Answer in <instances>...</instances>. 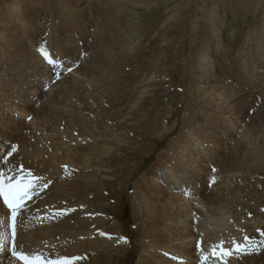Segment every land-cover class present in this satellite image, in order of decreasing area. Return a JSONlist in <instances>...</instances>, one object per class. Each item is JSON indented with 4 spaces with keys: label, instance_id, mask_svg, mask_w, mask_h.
<instances>
[{
    "label": "rangeland",
    "instance_id": "374dc122",
    "mask_svg": "<svg viewBox=\"0 0 264 264\" xmlns=\"http://www.w3.org/2000/svg\"><path fill=\"white\" fill-rule=\"evenodd\" d=\"M0 20V41L9 45L19 35L30 59L34 56L46 75L52 71L51 82L45 80L41 88L61 94L54 106L46 105L51 117L41 120L18 111V104L6 105L0 93L1 105L11 109L8 115L19 119L21 133L32 135L21 149L11 143L2 162L14 154L43 161L59 149L62 162L92 185L79 200L89 203L64 201L69 209L84 206L90 223L83 227L74 222L76 233L65 237L67 241L78 235L89 243L84 259L75 264H147L145 256L154 264H168L164 250L152 248L143 254L145 226L158 213L154 205L138 200L146 194L136 189L164 158L196 171L207 186L206 196L222 200L220 207L212 208L193 195L186 200L182 194L183 199L179 189L172 192L213 215L204 227L210 237L201 233L185 244L195 247V242L210 243L211 237L229 239L241 233L244 241L256 244L251 252L258 261H243L247 256L234 252L228 264H264V243L254 240L264 233V0H0ZM55 41H72L75 47L59 49L63 58L53 57L59 64H43L35 48H48L54 55ZM8 52L6 57L11 56ZM68 82L76 84L74 91L68 90ZM67 92L71 99L65 98ZM4 111L0 114L7 115ZM40 135L53 148L35 157ZM76 145L100 150L98 165L76 162ZM180 148H186L181 159L175 155ZM208 153L229 157L235 168L218 170L212 160L214 168L201 171L205 165H199L200 157ZM188 155L197 157V163L191 164ZM162 176L155 178L159 184L147 186L159 187ZM40 188L46 190L47 185ZM159 224H154V234ZM34 242L28 240L29 245ZM73 255L78 256H62H72L69 264Z\"/></svg>",
    "mask_w": 264,
    "mask_h": 264
},
{
    "label": "bare ground",
    "instance_id": "6f19581e",
    "mask_svg": "<svg viewBox=\"0 0 264 264\" xmlns=\"http://www.w3.org/2000/svg\"><path fill=\"white\" fill-rule=\"evenodd\" d=\"M54 27L55 25H53L52 28L54 29ZM59 30L62 29L60 28ZM2 31L3 29H0V34H2ZM19 38L20 37L18 35L17 41L15 40L16 42L10 43L9 45H5V43L0 41V57H4V60L0 59V93L2 92L5 97L3 103H6V105L9 104L11 108L18 104L20 105L18 111L22 113L29 111L38 117V119L41 118V120L44 118H50V111H46V107L49 104H56L59 98H61V94L58 91L48 93L41 88V85L45 80H47L48 83L51 82L50 80L53 78L52 71L49 75H46L44 73L45 69L38 66L37 59L34 56L30 59L27 55L26 52L28 48L23 47L25 45H22ZM78 40H80V38H78ZM55 44H57V49L54 55L51 54V51H49L48 48L43 47V49H45L51 57L55 56L58 59L63 58V56L59 53V49L66 47L68 50L69 46L71 48L75 47L72 41L67 45H63V42L58 45L59 41ZM7 46L14 48L13 51H6L7 49L5 47ZM35 49V56L38 54L40 57L39 59H41L43 64L48 63V60L44 57L41 50H39L40 48ZM7 52L11 55L10 57L5 56ZM29 54L34 55V52H30ZM4 69H7L8 71V77L6 76L7 78L3 77V73L5 72ZM68 83V90L70 89L74 91L76 84L74 82ZM71 96L72 93L67 92L65 98H70ZM76 98L74 97V99ZM3 105L4 104L1 105L0 103V113L5 110L4 113H7V115L0 114V172L6 173L7 177L16 176L19 178V176H24L25 183L30 178L28 173H31L32 176L39 175V177L35 179V187L29 193V201L22 205L21 210L18 213L16 220V236L14 241L11 238L12 230L9 210L0 200V220L5 222L3 225H0V231H4L7 236V239L4 242V247L0 250V264H23L21 260L12 254L13 243L17 246L18 251H24L29 255L39 254L45 261L63 258L62 255L65 254H78V256L73 255V257L79 258L82 261L86 256L85 254H87V251H89L87 250V248L89 249L90 247L88 246L89 243L87 244L88 241L86 242L83 239L78 238V235L73 236L71 240L67 241L65 240V237L69 238L74 234L75 229L77 228V226L73 224L74 222L80 221V224H82L83 227L90 224L87 223L86 220L87 210L83 208L84 206L82 207L80 205H76L75 208L69 209L65 205L64 201H76V204H78L82 195L86 194L85 191L91 189L92 185L89 184V182L82 181L83 179L81 180V178L78 179L77 177L79 176L77 171L72 170L66 163L62 162L61 159L63 158V154H59L61 151L55 148L50 155L46 154L45 160L43 161L37 162V160L35 161L36 158L32 161V158L28 157H24L25 159H22L24 155L21 156V154H14L12 156L10 155L11 157L8 156L10 158L3 163L2 159L8 154L9 145L11 143L20 145L17 147L18 149H21L25 146V140L30 139L32 136L31 134L21 133L18 129L20 123L19 119L14 116H9L8 114H10V111L6 110L11 109H4ZM60 105H62V103ZM14 111L16 110L11 112ZM45 138L40 135V137L35 139L37 146L34 145V148L36 146L35 149L38 151V153L34 151L37 154L35 157H40L41 150L43 152H50L53 148V145L47 142L48 138ZM72 139L74 138H70V141H72ZM6 143L9 144L6 145ZM87 147L88 145H76L75 147H72L74 149L73 155L76 156V158L72 156V159L75 158L76 162H86L88 165H98L101 157L98 155L100 150L92 151L93 149ZM63 151L65 152L66 150ZM185 151L186 148H180L176 150L175 155L181 159L184 156ZM193 153L195 154L196 151L194 150ZM211 153H208V156L206 157H200L199 165H205L203 168L200 167L201 171L206 168H208V170L214 168V165L212 166V160L216 161V167H218V170L223 168H235V166H232V163H230L231 160L229 161V157L227 159H220L218 156L217 158L213 157L216 155H212ZM186 159L191 164L197 163V157L193 155H188ZM21 163L23 164V167L22 169H19L17 166ZM183 165L184 164H181L180 162L172 163L166 161V158H164V161L157 163L153 167L152 173L148 174V178L142 179L136 186L137 190L144 191L146 194L145 197L138 196V200L154 205L156 207L155 211L158 213V217L160 216V218L152 216L155 220L147 223L145 226L144 232L147 237H144L145 241L142 242V249H144L143 254H146L152 248H159L165 251L163 252V256L168 258V264H196L199 260H201L204 264H228V262L233 259L235 255L234 252L244 253L247 257H241L243 261H258L259 257L256 258V255L252 256L253 253L251 252L252 250L254 252L256 244L253 243V240L244 241L241 233L233 234L229 239L211 237L209 239L210 243L201 242V244H196L195 242V247H188L185 244L186 240L193 237L196 239L201 235V233H203L204 236L210 237V233L208 232L210 230H206L204 227L208 223L212 222L211 220L213 215L209 210V214H207L201 213L199 210L191 207L188 202L183 200L184 198L182 194H184L186 200L190 198L191 195L200 198L205 201L207 207L212 208L216 207V205H218L217 208L220 207L222 200L215 196H206L207 186L203 184L202 176L197 174L193 169L186 171L183 168ZM160 167L162 168L158 172H154ZM215 169L213 171H215ZM161 174L163 175L162 185L154 188L153 186H147L149 183H152V181H155V178H158V175ZM97 179H99V177ZM167 179H171L172 181H168ZM156 183L159 184L158 181ZM44 184L47 185L46 190H43V188L39 189V186H43ZM176 189L180 190L181 197L183 199L180 197L175 198L172 195V192ZM187 192L188 194H186ZM64 194L69 198H66ZM81 201L83 202L84 200ZM84 202L89 203L87 201ZM71 206L72 205H69V207ZM62 208L66 210H63ZM191 213L197 216L199 220H197V218L192 219L190 216ZM158 222H160V224L157 226L156 233L154 234L153 226ZM215 222L221 224L224 223V220L216 219ZM30 238L35 240L32 245L28 244V240ZM148 238L151 240L149 241ZM56 239H58V241ZM54 240H56V242H53ZM175 240H180V242H177L178 245L173 244ZM254 240H256L255 242L261 246V244L264 243V233L260 234L259 238L256 237ZM221 242H223V248L229 250L230 254L226 256L217 251L216 255H212L213 248L219 249ZM237 244L247 246L249 251L246 253L242 251L245 247H241L238 250L234 249L233 246H236ZM40 246H44L46 248H40ZM262 248L264 249V245ZM240 253H238V255ZM204 257H207V259H204ZM210 257L213 259H210ZM144 258L143 262H147V264H154L147 256ZM79 261L77 259H72L69 264H75Z\"/></svg>",
    "mask_w": 264,
    "mask_h": 264
},
{
    "label": "snow or ice",
    "instance_id": "6c2138e0",
    "mask_svg": "<svg viewBox=\"0 0 264 264\" xmlns=\"http://www.w3.org/2000/svg\"><path fill=\"white\" fill-rule=\"evenodd\" d=\"M41 52L43 53L44 57L48 60V63L50 65H57L60 62L55 60L53 57L49 55V53L41 48ZM71 71V69H69ZM57 76H59V73H57ZM30 120L31 117H28ZM16 151V147L13 146L12 152ZM12 153L10 152L9 155ZM29 179L25 183V177L19 176L17 178L16 176L13 177H7L6 173L0 172V196L3 197L4 203L7 205L8 210H10V219H11V230L12 235L11 238L14 241L16 236V220L18 217V213L21 210L23 201L26 197L29 196L30 191H32L35 187V179L32 177L31 173H28ZM5 222L3 220H0V225H3ZM7 239V236L4 231H0V250L4 247V242ZM237 249H240L241 246L237 244L235 246ZM217 251H219L222 255H228L230 254L229 250H226L223 248V242H221V246L219 249L213 248L212 255H216ZM12 254L13 256L17 257L19 260L23 261V264H68V257L59 258L56 260L51 261H45L41 258L39 254H32L29 255L24 251H18L17 246L15 243L12 245ZM72 259H78L76 257H73ZM204 259H207V257H204Z\"/></svg>",
    "mask_w": 264,
    "mask_h": 264
}]
</instances>
